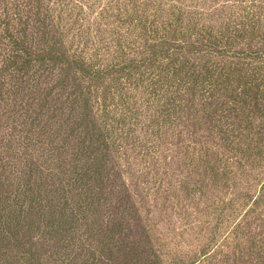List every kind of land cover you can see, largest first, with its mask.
<instances>
[{"label": "trees", "instance_id": "16d2710c", "mask_svg": "<svg viewBox=\"0 0 264 264\" xmlns=\"http://www.w3.org/2000/svg\"><path fill=\"white\" fill-rule=\"evenodd\" d=\"M183 124L222 217L168 260L140 181L118 196L111 169L126 176L129 145L162 155ZM0 195V264H46L44 235L100 220L84 264H210L221 247L218 264H264V0H0Z\"/></svg>", "mask_w": 264, "mask_h": 264}, {"label": "rangeland", "instance_id": "374dc122", "mask_svg": "<svg viewBox=\"0 0 264 264\" xmlns=\"http://www.w3.org/2000/svg\"><path fill=\"white\" fill-rule=\"evenodd\" d=\"M193 127L190 124L179 126L174 131V135H169L171 136L169 141L159 148L158 152H162L160 156L154 154L155 149L152 145L149 147L143 145L142 150L129 145L127 154L125 155L122 152L119 155V161L123 164L122 170L126 172L128 179L126 176H118L120 169H111L113 180L118 181L116 185L118 196L126 194L124 182L130 185L140 181L141 185L138 192L144 197L140 202L153 211L154 223L158 230L157 234L162 236L161 239L155 241V247L167 253L168 260L173 257L176 258L177 255H181L184 260L195 253L201 252L202 245L208 242V239L213 236V233L221 225L222 216L218 213L217 203L212 201V205L208 207L211 201L207 197L201 196L200 187L196 183L199 175L189 176L187 172L186 162L189 161L188 156H186L187 146L193 137L192 132H196L195 129L198 128L197 126ZM164 155L165 159H163ZM187 179L189 182H185ZM107 196L109 197V193H107ZM211 196L214 197V194ZM203 200L205 201L203 202ZM3 203L0 195V206H3ZM93 220L92 218L90 221ZM94 226L99 233L104 230L101 220ZM132 228L135 231V226L132 225ZM95 230H89L86 225L71 224L67 231L60 232L56 229L54 232L44 235L40 239L39 246L42 248L43 253L50 257L46 264L51 262L53 264H84V261L77 257L78 253L83 250L79 247V244L86 243L87 250L93 248L89 244L92 240H95L92 237ZM118 230L119 228H116L114 232L108 230L107 237L108 244H115V251H118L119 259L122 260L125 251L122 242H111L113 239L112 234L117 233ZM218 234H220V231H217ZM65 238L68 241H64ZM45 242L48 244H45ZM104 245L99 243L98 247L94 248L98 250L96 259L108 261L112 257L114 260H118L117 254H113L109 246L105 249L102 248ZM102 251L107 253L108 259ZM215 254L217 256L213 258V263L210 262V264H218L217 261L224 259L229 254V250L226 247H221ZM94 259L91 256L90 261L86 264H92ZM177 264L183 263L177 262ZM184 264H191V262L186 260Z\"/></svg>", "mask_w": 264, "mask_h": 264}]
</instances>
